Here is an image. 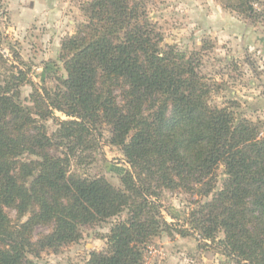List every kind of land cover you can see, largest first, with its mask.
<instances>
[{
	"label": "trees",
	"instance_id": "16d2710c",
	"mask_svg": "<svg viewBox=\"0 0 264 264\" xmlns=\"http://www.w3.org/2000/svg\"><path fill=\"white\" fill-rule=\"evenodd\" d=\"M80 9L85 20L61 43L60 85L35 87L25 106L24 71L0 82V264H35L46 248L78 240L80 227L123 213L84 264H146L147 243L176 227L162 212L164 190L198 197L185 218L192 231L206 240L222 232L227 256L264 264V134L210 102L211 84L191 56L162 45L145 0H82ZM103 125L128 164L119 186L71 169ZM37 226L51 230L33 239Z\"/></svg>",
	"mask_w": 264,
	"mask_h": 264
},
{
	"label": "rangeland",
	"instance_id": "374dc122",
	"mask_svg": "<svg viewBox=\"0 0 264 264\" xmlns=\"http://www.w3.org/2000/svg\"><path fill=\"white\" fill-rule=\"evenodd\" d=\"M150 18L163 37L162 45H173L198 64L203 79L212 86V104L232 110L237 117L253 121L264 134V0H249L252 10L239 7L244 0H145ZM82 0H0V82L11 72L22 70L19 102L33 106L30 94L44 86L53 90L65 77L60 59L61 43L73 35L85 20ZM223 17H218L220 14ZM55 115L67 119L60 111ZM37 116V115H35ZM44 122L47 132L57 125ZM102 135L89 150L82 151L83 164L71 158V169L85 176H103L115 186L128 169L121 148L110 142V129L100 126ZM65 150V149H64ZM225 177L223 166L216 170V189ZM209 196L207 199H210ZM195 194L164 190L159 196L162 212L174 228L153 237L143 251L146 264H242L227 256L220 246L223 233L214 240L192 231L188 217ZM14 220L16 213L7 211ZM79 228L80 238L57 249L46 248L35 264H84L92 251L105 248L106 236L116 220ZM183 226V227H182ZM186 228L184 234L180 229ZM51 230L37 226L33 239Z\"/></svg>",
	"mask_w": 264,
	"mask_h": 264
},
{
	"label": "crops",
	"instance_id": "0c3cea01",
	"mask_svg": "<svg viewBox=\"0 0 264 264\" xmlns=\"http://www.w3.org/2000/svg\"><path fill=\"white\" fill-rule=\"evenodd\" d=\"M208 4L212 2V0H207ZM218 17H223V14L221 13Z\"/></svg>",
	"mask_w": 264,
	"mask_h": 264
}]
</instances>
